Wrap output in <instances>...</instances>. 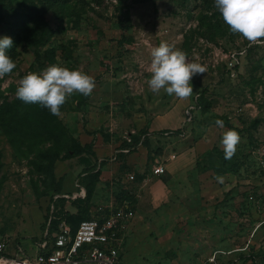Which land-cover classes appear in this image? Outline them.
Returning <instances> with one entry per match:
<instances>
[{
    "label": "rangeland",
    "instance_id": "1",
    "mask_svg": "<svg viewBox=\"0 0 264 264\" xmlns=\"http://www.w3.org/2000/svg\"><path fill=\"white\" fill-rule=\"evenodd\" d=\"M5 36L13 41L7 54L16 68L0 79V113L17 99L25 74L51 64L80 67L96 86L87 97L68 98L59 116L24 103L10 127L0 122V236L34 255L28 241L56 232L52 222L64 213L78 208L89 220L126 200L128 191L135 198L132 166L148 174L162 156L190 152L188 162L211 170L217 184L232 175L226 181L237 185L254 217L218 218L204 237L188 241L175 233L161 239L154 219L148 229H123L121 264L264 263V177L257 162L264 143V44L249 45L232 33L214 0H0ZM162 41L206 67L193 77L188 100L148 87L150 52ZM221 119L241 138L231 159L221 144L229 129L215 123ZM39 164L51 166L39 171Z\"/></svg>",
    "mask_w": 264,
    "mask_h": 264
},
{
    "label": "clouds",
    "instance_id": "2",
    "mask_svg": "<svg viewBox=\"0 0 264 264\" xmlns=\"http://www.w3.org/2000/svg\"><path fill=\"white\" fill-rule=\"evenodd\" d=\"M214 5L232 33L242 36L249 45L264 44V0H214ZM12 45L10 37L0 38V79L16 68V63L7 54ZM150 57V79L147 84L154 94L163 90L180 100L193 96V77L206 71V67L197 62L198 58L190 60L185 51L167 41L153 47ZM95 86L94 77L82 68L69 69L51 64L40 72L25 74L19 81L15 95L26 104H40L51 114L59 116L68 98L75 93L87 97ZM215 123L220 128L224 127L222 120ZM240 139L235 130L229 129L223 133L221 144L225 159L233 157Z\"/></svg>",
    "mask_w": 264,
    "mask_h": 264
},
{
    "label": "crops",
    "instance_id": "3",
    "mask_svg": "<svg viewBox=\"0 0 264 264\" xmlns=\"http://www.w3.org/2000/svg\"><path fill=\"white\" fill-rule=\"evenodd\" d=\"M177 154L173 153L159 158L160 161L156 162L155 166L162 164L165 169L164 174L160 176H155L152 173L146 174L142 167L132 166L136 172L137 181L135 184H138V191H140L135 195V198L129 197L132 194L128 191L127 199L120 203H127L134 213L133 218L125 224L124 230L129 231L132 227L137 229L138 226L148 229L151 226V220L154 219L157 222V228L153 227L158 231L161 239L172 238L175 233L182 234L181 239L188 241L193 239V235L204 237V232L209 230V225L214 226L218 218H234V215L236 218L254 217L251 212L245 210V203L241 202L237 189H234L237 185L228 182L231 178H227V176L232 177V175L226 174L225 182L217 184L216 181L219 180L211 170H197L193 166L195 160L188 162L186 155L193 156L192 153ZM127 183L129 184L128 181ZM216 189L220 194L218 200H216ZM219 203L222 204L217 208L216 205ZM145 204L147 210L143 208ZM147 223L149 226H146ZM44 234L35 240L28 241L31 242L29 249L35 252L36 245L42 241ZM188 236H191L190 239ZM0 238L8 240L14 246L21 247L19 242L13 240L11 242L7 236H0ZM228 252L231 254L232 251L229 249ZM258 262L263 263L253 258L249 264Z\"/></svg>",
    "mask_w": 264,
    "mask_h": 264
},
{
    "label": "built area",
    "instance_id": "4",
    "mask_svg": "<svg viewBox=\"0 0 264 264\" xmlns=\"http://www.w3.org/2000/svg\"><path fill=\"white\" fill-rule=\"evenodd\" d=\"M233 64L235 60L229 66ZM257 162L264 177V143L258 148ZM164 172L162 164L152 168L155 176ZM129 180H133V176ZM248 199L250 201L253 197ZM133 216L129 205L122 203L106 214L80 222L74 232L61 223L54 233L46 230L42 241L36 245L34 255L0 238V264H121L123 239L120 234Z\"/></svg>",
    "mask_w": 264,
    "mask_h": 264
},
{
    "label": "trees",
    "instance_id": "5",
    "mask_svg": "<svg viewBox=\"0 0 264 264\" xmlns=\"http://www.w3.org/2000/svg\"><path fill=\"white\" fill-rule=\"evenodd\" d=\"M22 104H24V102L20 101L19 99H15L11 103L6 104L2 107L3 110H6L5 113H0L1 114L0 115V122L1 121L4 122V125H3L4 128L10 127L12 122L19 115L20 107L22 106ZM7 109H10V110H8V112H7ZM3 115L7 116L6 120H3ZM221 120L224 123V127L228 128V129H232V126L228 122L224 121V119H221ZM69 142L70 143L72 142L74 144V140L71 137H69ZM40 157H42V155H40ZM50 166H51V164L47 167V169H49ZM37 168L39 171L46 169V168H43L41 166V164L37 165ZM0 186H1V184H0ZM60 221H63L66 225H68L70 227L72 232H74L76 230L77 226L79 225V223L84 221V220L82 218H80L79 209L77 208L76 213H74V214L64 213L62 215V217H59V220L56 223L52 222V226L54 229H58L57 225L59 224Z\"/></svg>",
    "mask_w": 264,
    "mask_h": 264
}]
</instances>
